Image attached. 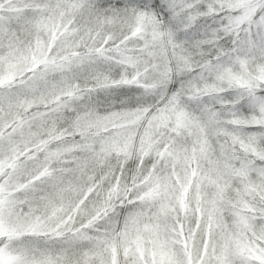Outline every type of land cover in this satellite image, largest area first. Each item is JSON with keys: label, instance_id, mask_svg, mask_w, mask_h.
Returning a JSON list of instances; mask_svg holds the SVG:
<instances>
[{"label": "snow or ice", "instance_id": "obj_1", "mask_svg": "<svg viewBox=\"0 0 264 264\" xmlns=\"http://www.w3.org/2000/svg\"><path fill=\"white\" fill-rule=\"evenodd\" d=\"M0 264H264V0H0Z\"/></svg>", "mask_w": 264, "mask_h": 264}]
</instances>
